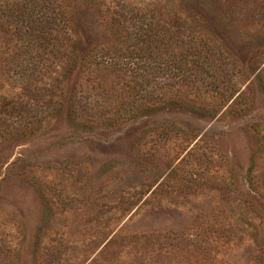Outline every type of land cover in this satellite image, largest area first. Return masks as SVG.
I'll return each instance as SVG.
<instances>
[{
    "label": "rangeland",
    "instance_id": "374dc122",
    "mask_svg": "<svg viewBox=\"0 0 264 264\" xmlns=\"http://www.w3.org/2000/svg\"><path fill=\"white\" fill-rule=\"evenodd\" d=\"M0 264H264V0H0Z\"/></svg>",
    "mask_w": 264,
    "mask_h": 264
}]
</instances>
